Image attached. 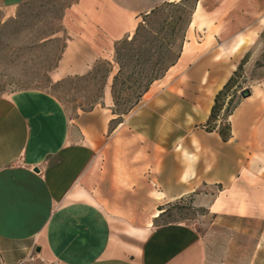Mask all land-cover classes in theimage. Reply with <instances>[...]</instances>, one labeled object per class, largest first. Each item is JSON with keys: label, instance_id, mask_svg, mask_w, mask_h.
Listing matches in <instances>:
<instances>
[{"label": "crops", "instance_id": "1", "mask_svg": "<svg viewBox=\"0 0 264 264\" xmlns=\"http://www.w3.org/2000/svg\"><path fill=\"white\" fill-rule=\"evenodd\" d=\"M21 1L0 0V9L11 16ZM165 1L79 0L69 7L64 16L69 38L54 81L89 72L113 54L115 41L132 32L141 14ZM235 1L237 7L207 11L241 17L237 23H213L223 36L233 32L223 38L225 47L238 36L234 55L245 42L239 34L264 26V0H253L259 4L254 7L249 0ZM245 14L256 22L242 24ZM219 38L213 35L211 42ZM183 55L178 62L186 60ZM227 78L224 74L201 93L202 120ZM180 90L165 88L161 97L174 106L186 94L195 117L194 88ZM247 90L228 115V140L213 130L216 137L204 136L198 158L196 133L187 121L166 115L159 134L149 136L142 123L145 110L116 119L108 84L102 106L73 118L44 90L0 95L3 264H264V185L257 174L247 183L233 178L247 157L264 160V81ZM220 181L227 184L225 194L210 188ZM198 189L203 192L198 204L208 214L203 230L187 222L154 223L165 202Z\"/></svg>", "mask_w": 264, "mask_h": 264}, {"label": "rangeland", "instance_id": "2", "mask_svg": "<svg viewBox=\"0 0 264 264\" xmlns=\"http://www.w3.org/2000/svg\"><path fill=\"white\" fill-rule=\"evenodd\" d=\"M78 1L23 0L11 16H6L0 9V95H9L25 89L44 90L61 102L71 118L78 113L103 105L105 86L108 84L110 87L112 77L118 69V65L114 62V49L113 54L100 59L93 71L90 70L91 73L83 77L70 76L60 81H54L53 78L58 60L69 38L64 16L66 10ZM197 1L168 0L160 4L152 13L148 12L138 17L137 24L143 25L140 30V39L143 42L159 46L165 52L163 59L167 62L175 61L174 65L177 64L182 51H184L182 61L185 58L186 60L178 62L174 68L167 70L165 76L163 75L164 78L161 77L160 80L153 82L149 92L131 110L132 113L141 109L146 111L142 123L149 136L159 134V121L166 115L170 119L187 121L190 130L194 131L197 137L196 158L203 151L204 136L213 137L212 139L216 137L213 130H210L213 124L207 125L206 120L201 119L200 106L204 99L201 93L207 92V89L213 87L224 74H227L228 78L232 76V81L219 99L222 104L220 117L223 116V123L227 124L229 123L227 114L237 103L241 91L264 81V26L260 31L257 25H253L249 30L239 34L245 42L237 51L238 54L234 55L232 51L235 48L231 46L238 36L228 47H225L222 45L223 38L232 35L233 32L225 31L223 36L219 26L215 27L213 23L227 25L231 19L237 23L241 17L226 14L225 16L209 15L207 11L221 7H225V10L228 7H237V1L233 5L234 0H202L200 10L193 15ZM248 3L253 7L259 5L253 0H249ZM201 19L203 21H200ZM255 20L250 14H245L241 23L248 25ZM191 21H193L192 25H190ZM136 26L131 33L118 41L130 40ZM216 34L220 38L217 42H211L213 35ZM118 41H115L114 46ZM107 69H110V72L105 77ZM188 72H195V79H188ZM188 87L194 88L196 92L195 117L189 113L191 101L186 94L179 96L172 103L174 106L169 105L171 104L169 98L161 97L165 88L174 91L176 88L181 94L180 88ZM169 107H173L172 110ZM219 122L220 120L216 124L218 125ZM259 174L264 175V160L247 157L240 172L233 176L234 183H247V179L253 180L257 176L256 178L262 181L261 185H264V177H260ZM210 188L213 193L218 194L219 191L222 194L227 193L225 181L215 182ZM201 197L203 192L198 189L184 198L165 202L163 204L165 212L154 223L187 222L203 230L208 214L206 207L198 204ZM0 264H3L1 255Z\"/></svg>", "mask_w": 264, "mask_h": 264}, {"label": "trees", "instance_id": "3", "mask_svg": "<svg viewBox=\"0 0 264 264\" xmlns=\"http://www.w3.org/2000/svg\"><path fill=\"white\" fill-rule=\"evenodd\" d=\"M157 7L149 12L152 13ZM142 27L143 25L138 23L135 33L130 40H120L114 46V62L118 65V69L112 77L110 94L112 98L111 111L117 115L116 119H121L122 115L128 114L140 102L152 83L163 77L167 70L175 63V61L167 62L163 59L165 52L159 46L153 45L150 42H143L140 39ZM99 61L101 60H98L93 65L91 71H93ZM91 71L87 72L86 75L91 73ZM109 72L110 69H107L104 76L107 77ZM75 76L83 77L85 74ZM231 81L232 76L216 92L205 122L207 125H214L210 127V130L215 129L223 141H227L229 138L230 126L229 123H223V116L220 117L222 104L219 99ZM230 113L231 111L227 116ZM218 120L220 122L217 125L216 122ZM159 210L161 211L158 215L160 217L165 210L163 207H160Z\"/></svg>", "mask_w": 264, "mask_h": 264}, {"label": "water", "instance_id": "4", "mask_svg": "<svg viewBox=\"0 0 264 264\" xmlns=\"http://www.w3.org/2000/svg\"><path fill=\"white\" fill-rule=\"evenodd\" d=\"M240 95L242 97H245V96L249 95V90H247V89L242 90ZM34 170L37 171V169H34ZM38 250H39V247L36 248V251H38Z\"/></svg>", "mask_w": 264, "mask_h": 264}, {"label": "bare ground", "instance_id": "5", "mask_svg": "<svg viewBox=\"0 0 264 264\" xmlns=\"http://www.w3.org/2000/svg\"><path fill=\"white\" fill-rule=\"evenodd\" d=\"M219 1V0H218ZM201 4V3H200ZM200 10V7H199V5H198V7L196 8V10H195V12H194V15H196L197 13H198V11ZM200 21H203L202 19L200 20ZM193 24V21H191V24L190 25H192ZM131 31V30H130ZM235 54V53H234ZM160 214V211H156L155 212V216H157V215H159Z\"/></svg>", "mask_w": 264, "mask_h": 264}]
</instances>
